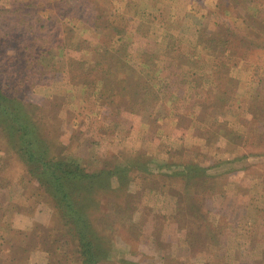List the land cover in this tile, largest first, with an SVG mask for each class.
<instances>
[{"label": "rangeland", "instance_id": "1", "mask_svg": "<svg viewBox=\"0 0 264 264\" xmlns=\"http://www.w3.org/2000/svg\"><path fill=\"white\" fill-rule=\"evenodd\" d=\"M83 232L264 264V0H0V264H84Z\"/></svg>", "mask_w": 264, "mask_h": 264}, {"label": "trees", "instance_id": "2", "mask_svg": "<svg viewBox=\"0 0 264 264\" xmlns=\"http://www.w3.org/2000/svg\"><path fill=\"white\" fill-rule=\"evenodd\" d=\"M83 178L84 177L77 178V179H79L81 181V180H83ZM73 179H75V178H73ZM66 201L69 203L70 200H68V198H66ZM67 207L70 208L71 204L69 203V205ZM82 225H84V222ZM84 229H87V231L85 233L86 236H87V232H89L88 230L93 231V232H91L92 236L93 235L102 236V235L96 234L94 232V229L92 228V222H90V223L87 222L85 224V226H83L81 231H83ZM86 236H84V232H83V233H81V236H80L81 239H78V243H79L81 251H82L81 256L84 257V264H97L98 261L94 255V252L99 251V253H100V250H101L100 244L102 242H100L96 237H89V238L87 237L89 240H86ZM85 252H87V254ZM102 252H104V251H102Z\"/></svg>", "mask_w": 264, "mask_h": 264}]
</instances>
